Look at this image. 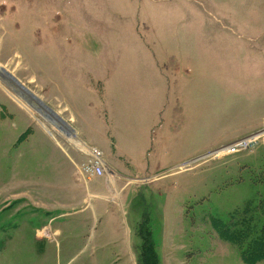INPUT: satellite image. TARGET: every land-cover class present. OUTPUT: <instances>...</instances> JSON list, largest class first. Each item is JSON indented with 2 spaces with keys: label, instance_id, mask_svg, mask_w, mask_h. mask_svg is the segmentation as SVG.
<instances>
[{
  "label": "rangeland",
  "instance_id": "374dc122",
  "mask_svg": "<svg viewBox=\"0 0 264 264\" xmlns=\"http://www.w3.org/2000/svg\"><path fill=\"white\" fill-rule=\"evenodd\" d=\"M97 62L117 78L118 114L97 107L90 140L138 145L116 162L121 183L137 178L123 213L105 204L89 225L96 198L42 219L27 194L35 146L79 147L0 87V264H152L149 251L154 264H247L264 251V134L245 140L264 129V0H0V66L74 134L55 84ZM104 220L112 242H98Z\"/></svg>",
  "mask_w": 264,
  "mask_h": 264
},
{
  "label": "crops",
  "instance_id": "0c3cea01",
  "mask_svg": "<svg viewBox=\"0 0 264 264\" xmlns=\"http://www.w3.org/2000/svg\"><path fill=\"white\" fill-rule=\"evenodd\" d=\"M92 69V73L88 72V68ZM75 68V67H74ZM87 69V71H85ZM79 68V72L82 77L72 76L71 81L68 77L65 81L61 79L55 84L56 100H61L64 105L61 106L64 111L60 110L59 104L52 103V107L58 109L59 114H64L66 121L71 123L72 128L75 131L77 139L87 147L97 148L102 152L104 157L106 172L103 176L93 178L88 182H83L75 173L74 163L81 162L83 160L82 154L79 150L72 146L69 151L64 149L59 142L49 139L47 135L45 137L46 145L49 147L50 152H44V143H37L34 148L36 158L38 159L35 166L33 179L30 180V186L32 191H28L27 194L31 198L33 209L43 218L49 217L50 221H58L60 218L70 215V213H63L64 209H70L74 211L76 208L86 204L91 199H100L99 204H96L94 210H92L93 220L88 222L91 225L95 221V217L102 215V207L105 204L116 205L117 209L122 211L121 194L129 184V182L135 181L137 178H130L129 181L121 183L120 180L127 179V172H120L118 164V158H131L138 150L136 142L128 140L115 142L113 144L112 153H107L104 147L97 143L94 144L90 140L91 131L98 132L99 129H94V119L96 113L100 107L104 110L118 114L116 104L117 94L116 85L117 78L114 75H105L106 67L100 62L93 65H88L87 68ZM97 74V75H96ZM64 79V78H63ZM54 92V90L51 91ZM51 97H53L51 95ZM25 119V115H22ZM22 121V120H21ZM25 125V124H24ZM25 127V126H24ZM99 133L98 135H100ZM121 137V135H119ZM119 137V138H120ZM44 144V145H43ZM43 146V147H42ZM42 148V149H41ZM112 157L110 158V156ZM113 159V160H112ZM109 171V175L108 172ZM81 184L83 186H81ZM123 213V211H122ZM102 219V217H100ZM84 221H72L71 227L79 228ZM102 224L100 235L98 236V242L107 243L112 242L115 239L113 230H111L112 222L104 220L100 222ZM69 224L66 226L68 227ZM114 225V224H113ZM48 227L43 225L42 228ZM69 228V227H68ZM57 234L58 229L54 230ZM129 235L126 243L123 245V249L128 250ZM79 250V249H78ZM79 251H77L78 253ZM125 257L133 258L131 252L128 250ZM114 255L116 253H113ZM110 257V256H109Z\"/></svg>",
  "mask_w": 264,
  "mask_h": 264
},
{
  "label": "bare ground",
  "instance_id": "6f19581e",
  "mask_svg": "<svg viewBox=\"0 0 264 264\" xmlns=\"http://www.w3.org/2000/svg\"><path fill=\"white\" fill-rule=\"evenodd\" d=\"M0 87L3 88L9 95H11L18 103H20L25 109L32 113H40L46 120L49 121L50 125H53L54 128L60 130L62 134L67 137V139L72 142L77 147L85 148V146L77 140L73 130L67 126L65 123L60 121L57 117L50 116L46 114L40 102L35 100L22 86H20L13 77L5 70V68L0 66ZM13 91V92H11ZM35 111V112H34ZM227 151V150H226ZM225 152V151H223ZM223 152H218L217 155H220ZM104 174L106 172V167L104 166ZM108 175H109V171Z\"/></svg>",
  "mask_w": 264,
  "mask_h": 264
},
{
  "label": "built area",
  "instance_id": "2783aa9c",
  "mask_svg": "<svg viewBox=\"0 0 264 264\" xmlns=\"http://www.w3.org/2000/svg\"><path fill=\"white\" fill-rule=\"evenodd\" d=\"M244 141L232 145L231 150H235L236 146H241ZM79 152L83 156V160L74 163L75 173L83 182H88L93 178L101 177L104 175L105 162L102 158V152L97 148L87 147L80 148Z\"/></svg>",
  "mask_w": 264,
  "mask_h": 264
},
{
  "label": "trees",
  "instance_id": "16d2710c",
  "mask_svg": "<svg viewBox=\"0 0 264 264\" xmlns=\"http://www.w3.org/2000/svg\"><path fill=\"white\" fill-rule=\"evenodd\" d=\"M253 252L252 251H249V252L248 251H245L244 252L243 258H244V260L246 261L247 264H254L256 261H258L260 259H264V251H260L259 252L257 250L254 253ZM255 255H257L259 257L255 256ZM146 259L147 260H150L152 262V264H154L153 262H154V259H156V256L154 255V253L152 255L151 252L149 251V252H146Z\"/></svg>",
  "mask_w": 264,
  "mask_h": 264
},
{
  "label": "water",
  "instance_id": "95a60500",
  "mask_svg": "<svg viewBox=\"0 0 264 264\" xmlns=\"http://www.w3.org/2000/svg\"><path fill=\"white\" fill-rule=\"evenodd\" d=\"M261 134H264V129H262V130H260V131H258V132H255V133H253V134H250V135L246 136V139H245V140H247L248 138H254V137L259 136V135H261ZM228 146H229V145H226V146L221 147V148H219V149H215V150H213V151H210V152H208V153H206V154H204V155H202V156H200V157H197V158L194 159L193 161H195V160H197V159H200V158H202V157L208 156V155H215V154H217L218 152H220V151H222V150L228 148ZM190 162H192V161H190Z\"/></svg>",
  "mask_w": 264,
  "mask_h": 264
}]
</instances>
